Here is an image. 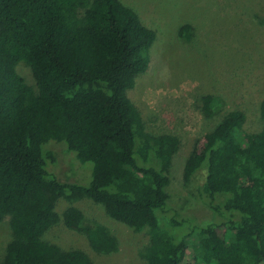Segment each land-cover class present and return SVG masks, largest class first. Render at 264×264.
Masks as SVG:
<instances>
[{
    "label": "trees",
    "instance_id": "16d2710c",
    "mask_svg": "<svg viewBox=\"0 0 264 264\" xmlns=\"http://www.w3.org/2000/svg\"><path fill=\"white\" fill-rule=\"evenodd\" d=\"M180 34L190 39L192 26ZM156 39L122 0H0V222L10 217L12 230L0 264H95L80 248L44 239L61 220L62 197L89 198L147 229L146 264H264V125L246 131V113L231 110L195 144L184 175L206 170L199 193L215 219L178 217L168 186L181 139L149 132L127 94L149 68ZM22 63L34 84L19 73ZM222 104L203 96L207 115ZM51 140L93 164L88 185L58 179ZM85 220L74 205L63 213L96 252L118 250L108 226Z\"/></svg>",
    "mask_w": 264,
    "mask_h": 264
},
{
    "label": "rangeland",
    "instance_id": "374dc122",
    "mask_svg": "<svg viewBox=\"0 0 264 264\" xmlns=\"http://www.w3.org/2000/svg\"><path fill=\"white\" fill-rule=\"evenodd\" d=\"M122 1L139 13L144 24L157 31L149 68L127 94L140 110L149 132L181 139L169 172V203L178 217H190L195 223L214 220L213 210L199 193L206 170H199L186 180L185 163L195 144L202 143L204 135L231 110L246 113V131L263 128L260 105L264 99V0ZM186 24L192 26L190 39L180 34ZM18 71L34 84L28 65L19 64ZM207 94L223 101L211 116L203 111V96ZM46 146L56 156L50 169L60 181L90 183L91 162L79 161L63 142L51 140ZM70 205L84 212L87 224L100 222L108 226L118 237V250L96 252L84 233L68 228L63 213ZM56 211L61 220L46 231L45 240L67 249L80 248L95 264H146L145 252L150 242L147 229L136 231L109 216L102 204L89 198L69 201L62 197ZM223 231L219 229L220 233ZM11 238L7 217L0 222V260Z\"/></svg>",
    "mask_w": 264,
    "mask_h": 264
}]
</instances>
